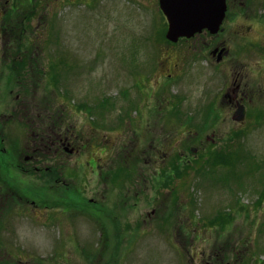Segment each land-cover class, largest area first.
Returning a JSON list of instances; mask_svg holds the SVG:
<instances>
[{"label": "rangeland", "instance_id": "rangeland-1", "mask_svg": "<svg viewBox=\"0 0 264 264\" xmlns=\"http://www.w3.org/2000/svg\"><path fill=\"white\" fill-rule=\"evenodd\" d=\"M6 1L0 264H210L215 255L220 264L223 257L264 264V0H240L236 17L229 13L218 35L229 56L220 63L203 34L175 44L165 39L158 0H40L21 34L1 28L12 5ZM20 56L23 64L13 61ZM18 73H26L24 84ZM234 83L247 91L243 120H232L223 98ZM59 125L67 136L82 135L80 157H52ZM31 128L43 142L29 137ZM28 143L29 152L34 144L50 146L37 170L23 159L31 157ZM150 155H161L162 177L173 169L157 204L143 196L136 212L129 199L106 205L108 178L130 187ZM92 166L108 175L98 180Z\"/></svg>", "mask_w": 264, "mask_h": 264}, {"label": "flooded vegetation", "instance_id": "flooded-vegetation-1", "mask_svg": "<svg viewBox=\"0 0 264 264\" xmlns=\"http://www.w3.org/2000/svg\"><path fill=\"white\" fill-rule=\"evenodd\" d=\"M26 1L29 2V3H31V6L34 7L35 4H33V3L35 1L39 2L40 0H26ZM7 2H8V0H7ZM55 2H57V1H55ZM240 4H241L240 0H226L225 18L223 20V23H222V25H221L218 33L217 34H210L207 31H203L201 33V34L207 36V38H209L210 42H209V45H208V47H209L208 48V54L217 63L224 62L228 58V56H229V48H227V45H225L224 40L219 39L218 35L223 32V30H224L223 26H224V24L226 22V18L229 15V13L230 14L232 13V16L233 17H236V13L234 11L237 8V6H239ZM41 9H43V8H41ZM36 12H37V10L32 8L29 11V14H32L33 13V15H35L34 13H36ZM186 41H188V40H186ZM251 45L252 46H255V44H251ZM169 63L170 62H168L167 65L164 67V70L165 71H168V72L172 69L169 66ZM166 76L169 77V76H172V75L169 74V73H167ZM242 76H244V74L242 73V70H241V72L236 73V79H235V81L237 82V78H239V77L242 78ZM233 85H234L233 88H231V87L228 86V89L223 94V98H227V99H229V102H231L229 104V107H228L229 110L228 111L231 114L232 120H234V121L235 120H243L244 111H246V106L244 104V99H245V97L247 95V91L245 89V86H242L241 83H234ZM157 110H159V109H157ZM33 131L34 130L31 128L30 129V133H29V137L30 136L31 137L32 136L39 137V138H41L40 141L43 142L44 141L43 135H41L40 133H33ZM52 134H54V139H55L56 145H58L54 149V151H53V156L52 157H54V158H57L58 157V158H61V160H62L65 156L67 158H72V157H69L71 155H75L76 158H77V157H80L78 154L82 151V149L85 150V143H84L85 141L83 142V140L81 138L82 135H80V134H79L80 137L67 136V134L65 133V131L63 130V128H61V125H59L57 127L55 126V128L52 131ZM141 136H142V134H140V140L137 139V142H138L139 145H142L143 144V141H144L141 138ZM73 138L78 139V142H79V146L76 147V148L73 147V145H72V143L70 141V139H73ZM29 141H31V140H28L27 142H29ZM87 142H88V139L86 140V143ZM34 145H35V148L32 149L31 152H29L30 149H31L29 143L25 147V149L29 153H31V157L28 158V156L23 155V157L24 156L25 157L24 158L22 157V158L26 161V164H30L31 163L30 166L31 165H33V166L35 165L34 167H36V170H37V167L39 166L38 165L39 162H42L43 163L46 160H49V154L51 152V149H50V146L48 148L45 144H44L46 146V149L45 150H43L41 148V146L39 145V143L38 144H34ZM44 152H45V154H43ZM65 152H66V155H65ZM160 157H161V155L160 156L159 155H154V156H151L150 155V156H148L147 158L144 159V162H147V163H156V162H158V163H160L161 162ZM76 160H77V162L79 161L78 159H76ZM61 163H62V161H61ZM13 166L14 167L16 166L22 172H24L26 170L24 173H27L29 171V169H30V166L28 167V170H27V168H25L24 166H19L18 163H15V162L13 163ZM43 169L46 170V173H49L50 172L49 171L50 168L48 166H45ZM29 173H31V172H28V174ZM53 179H55V178H53ZM0 198H1V192H0ZM16 198H17V200L22 201V197L21 196H16ZM20 203H25V204L26 203H29L31 205V207H35L37 205L34 202V200H29V197L28 196H27L26 202H23L22 201ZM0 217H1V213H0ZM40 221L41 222H44L43 220H40ZM191 259L193 260V257L192 256H191ZM219 261H221V259L217 255H215L213 257V263H210V264H220Z\"/></svg>", "mask_w": 264, "mask_h": 264}, {"label": "water", "instance_id": "water-1", "mask_svg": "<svg viewBox=\"0 0 264 264\" xmlns=\"http://www.w3.org/2000/svg\"><path fill=\"white\" fill-rule=\"evenodd\" d=\"M159 7L168 23L166 39L171 42L203 29L217 33L226 10L225 0H159Z\"/></svg>", "mask_w": 264, "mask_h": 264}, {"label": "trees", "instance_id": "trees-1", "mask_svg": "<svg viewBox=\"0 0 264 264\" xmlns=\"http://www.w3.org/2000/svg\"><path fill=\"white\" fill-rule=\"evenodd\" d=\"M22 62H23L22 57H21V56L18 57L16 63H19V64L21 63V64H23ZM17 67H18L19 71L22 70V72H23V70H25V67L22 66V65H18ZM18 74L20 75L21 73H18ZM24 74H25V76H24ZM24 74H21V76L24 77V78H23L22 80H19V82H20L21 84H24V83H25L26 73H24ZM18 77H19V79H20V76H18ZM176 166H177V165H176ZM171 177H172V176H171ZM171 177L167 176V178H169V179H171Z\"/></svg>", "mask_w": 264, "mask_h": 264}]
</instances>
